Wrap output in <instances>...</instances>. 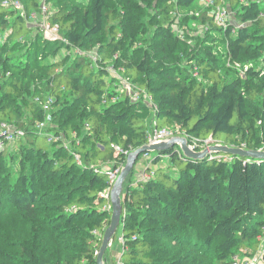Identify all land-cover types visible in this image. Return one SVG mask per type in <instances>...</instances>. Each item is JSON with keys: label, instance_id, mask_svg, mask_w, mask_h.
<instances>
[{"label": "trees", "instance_id": "obj_1", "mask_svg": "<svg viewBox=\"0 0 264 264\" xmlns=\"http://www.w3.org/2000/svg\"><path fill=\"white\" fill-rule=\"evenodd\" d=\"M263 3L228 0L242 25L223 28L204 0H0V122L24 132L0 150V264H97L112 205L110 193H99L107 176L96 169L124 165L126 150L148 144L150 119L179 125L199 150L206 140L263 149ZM42 19L59 37L36 29ZM111 69L147 97L132 99ZM32 78L42 85L30 88ZM43 96L56 122L44 132L68 146L25 124L45 119L34 100ZM153 153L136 159L146 156L147 176L134 178V164L123 183L118 264L264 255V159L223 152L192 159L177 146Z\"/></svg>", "mask_w": 264, "mask_h": 264}, {"label": "built area", "instance_id": "obj_2", "mask_svg": "<svg viewBox=\"0 0 264 264\" xmlns=\"http://www.w3.org/2000/svg\"><path fill=\"white\" fill-rule=\"evenodd\" d=\"M220 1L222 2L221 4H216L214 2V0H204V4L206 7H213L214 8L213 13H210V14H212V17L214 18L216 23L223 28H227L229 25L233 24L230 22L231 12L229 14L228 4L226 3L228 0H220ZM241 1L246 2L247 0H241ZM4 2L7 3L6 1H4ZM12 4L15 7H20V5L17 1H14ZM42 11L43 12L46 11V7L43 5H42ZM241 25L242 24H238L237 26H241ZM44 27L46 28L47 32L52 36V38L53 37L54 38L59 37L57 34V28L55 26H50L47 24V25H44ZM175 30L177 32V35L181 39L184 38V36L180 30H178V29H175ZM111 74L118 79L121 89L126 92L127 80L122 78L120 75H118L116 73L115 69H111ZM131 98L136 99L138 97L134 96ZM35 99H37V98H35ZM151 120L152 121L149 120V122H148V125H149V127H148V143H157L159 141H162L164 139H167V138H170L173 136H183L187 140L188 146L192 150H199V147H200L199 141L197 139H195L194 137H190L188 135L183 134V131L181 130L179 125L173 124L171 126L157 127L155 120L154 119H151ZM38 124L42 125L43 121H40ZM37 128H38L37 129L38 131L44 132V131L40 130V129H42V126H38ZM23 134H24V132L18 127L14 126V129L10 130L7 126H0V150L5 148L8 143H11V144L14 143L18 138L23 136ZM54 134H56V133H54ZM45 135L47 136V139L49 141H55L56 139L57 140L61 139V137L58 138L57 136L51 134V131L46 132ZM208 142H211V140L204 141L201 146L207 147L208 145H210V143H208ZM125 153H128V150H126ZM76 158L78 160L77 156H76ZM122 167H123V163L119 162V160H111V161H107V162L102 163L101 166H99V168L96 169V171L99 172V174L106 175L107 180H108L106 186L100 190V192H99L100 195H102L104 197H107L109 195L112 184L116 180V178H117ZM263 240H264V238H263ZM112 242H113V239H112ZM116 242L119 243L120 245H122L124 243L123 235L118 234L116 237ZM243 260H245V261H243ZM243 260H242V257H240V255L238 253H236V254H233L230 264H264L263 251L259 250L257 253L254 254L253 258H246ZM116 261L117 262L115 264H118L119 256H117Z\"/></svg>", "mask_w": 264, "mask_h": 264}, {"label": "water", "instance_id": "obj_3", "mask_svg": "<svg viewBox=\"0 0 264 264\" xmlns=\"http://www.w3.org/2000/svg\"><path fill=\"white\" fill-rule=\"evenodd\" d=\"M177 146L180 148L182 154L186 158L203 159L208 154L223 152L230 155H241L254 159H264V150L259 149H244L240 147H232L222 144H210L201 150H192L183 136H173L157 143H148L141 147L130 151L126 157L125 164L121 168L116 180L112 184L110 190V201L112 205L110 223L104 230L101 245L97 252V264H103V255L109 246L110 241L114 238L120 223V216L122 213L121 193L123 183L133 168L136 159L140 154L149 153L153 151L166 150L168 148Z\"/></svg>", "mask_w": 264, "mask_h": 264}, {"label": "rangeland", "instance_id": "obj_4", "mask_svg": "<svg viewBox=\"0 0 264 264\" xmlns=\"http://www.w3.org/2000/svg\"><path fill=\"white\" fill-rule=\"evenodd\" d=\"M227 3V2H226ZM264 4V3H263ZM51 5L52 4H47V6H46V8H50L51 9ZM47 10V9H46ZM228 10H229V14H230V12H231V16H230V22L231 23H233L234 24V26H237L238 24L236 23V21H235V19H234V17H233V10H231V7L230 6H228ZM34 25H37L36 26V29L37 30H39L41 33H42V35H44L45 37H50V38H52V36L47 32V30H46V28L44 27V25H47V23L44 21V19H42V22L41 23H35ZM195 28V29H194ZM190 30H191V32L192 33H194L195 35H201V36H203L204 35V28H203V26L202 25H191V27H190ZM218 42V41H217ZM67 51L66 50H62L61 52H60V54H59V57H61V56H63L64 55V53H66ZM59 57H57V58H59ZM49 61H52V59L51 60H49ZM231 65H233V67H235L237 70H238V72H241L242 71V63H233V64H231ZM242 73V72H241ZM34 76H35V74H34ZM38 76V74H36V77ZM40 80L38 79V78H32L31 79V81L29 82V86H30V88H32V87H37V86H39V85H42L40 82H39ZM126 92L128 93V95L129 96H131V97H134V96H137L138 98H140V97H147L146 95H145V93L143 92V91H141L136 85H132V84H130L129 82H127V84H126ZM43 99L41 100L39 97H37V99H34L35 100V102L42 108V110H43V112L44 113H46V117H45V119L43 120V124L41 125H39L38 123H36V122H30L29 120H26V122H25V124L26 125H29V127H33V128H35V129H38L37 127L38 126H42V129H40L41 131H46V129H48V128H52V127H55V123L56 122H54L53 121V117H52V113H51V111H52V105H51V102L52 101H50L49 100V97H46V96H43L42 97ZM44 100V101H43ZM148 101L150 102V103H152V101L151 100H149L148 99ZM150 121H152L151 119H150ZM34 123V124H33ZM5 124V125H4ZM148 124V123H147ZM0 126H7L10 130H13L14 129V126L13 125H9V124H6V123H2V122H0ZM21 129V128H20ZM22 131H23V129H21ZM51 134H53V135H55V136H57L58 138L59 137H61V139L60 140H55L56 142L57 141H60V143L62 144V145H64V146H68L69 144V142H68V140H66L62 135H60V134H54V132L52 133L51 132ZM73 136L74 137H76L77 135H76V133L75 134H73ZM23 137V136H22ZM22 137H20V138H22ZM19 139V138H18ZM17 139V140H18ZM14 143H8L7 144V147H11L12 145H13ZM15 145V144H14ZM16 147H18V146H16ZM259 150H264V148L263 149H259ZM131 151H133V150H131ZM130 152V151H129ZM128 152V153H129ZM128 153H127V155H128ZM144 154V153H143ZM126 155V156H127ZM154 153L153 152H150V155H149V158L150 159H152L153 157H154ZM79 161V160H78ZM125 161H126V159H125ZM163 162V161H162ZM161 163V162H160ZM159 163V164H160ZM125 164V163H124ZM146 165H147V159H146V156H141L136 162H135V174H134V178H137V174L138 173H141V172H143V170H144V168L146 167ZM155 166H158V165H154V164H151V168H155ZM41 184H43L42 182H41ZM38 214L39 215H41V216H44L45 218L46 217H48V216H50L51 215V212L50 211H48V210H40L39 212H38ZM10 224H15V223H11L10 222ZM16 225V224H15ZM38 225H40V226H42V227H44L45 228V225H43V224H38ZM23 229L24 228H21V230L23 231ZM122 248V246L121 245H119L117 242H112V241H110V243H109V246H108V248L106 249V251L108 250V253H111V257H114L116 254H118L119 253V250ZM182 248H184V249H189L188 247H182ZM195 252H197V250H195V249H193ZM105 251V252H106ZM245 252H241V254H239L240 255V257H242V260L243 259H246V258H253L254 257V254H250V251H246V250H244ZM107 253V255H109ZM246 257V258H245ZM211 259H212V257L211 256H209V254H207V255H205V258H204V261L203 262H201V264H208L210 261H211ZM243 261H245V260H243ZM103 264H107V260L105 259V253H104V255H103Z\"/></svg>", "mask_w": 264, "mask_h": 264}, {"label": "crops", "instance_id": "obj_5", "mask_svg": "<svg viewBox=\"0 0 264 264\" xmlns=\"http://www.w3.org/2000/svg\"><path fill=\"white\" fill-rule=\"evenodd\" d=\"M136 176V175H135ZM139 176H141V177H146L147 175L146 174H144L143 172H141V173H138L137 174V177H139ZM114 242H116V240L114 241ZM119 244V243H118ZM120 245V244H119ZM122 246V245H121ZM121 250H122V248L119 250V253L121 252ZM259 251V250H258ZM119 253L118 254H116L115 256H114V258H117V256H119ZM257 253V252H256ZM255 254V253H254Z\"/></svg>", "mask_w": 264, "mask_h": 264}]
</instances>
